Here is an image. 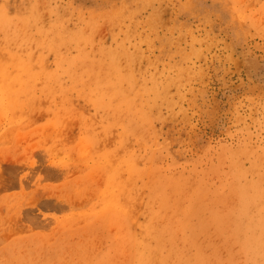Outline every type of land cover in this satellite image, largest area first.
I'll use <instances>...</instances> for the list:
<instances>
[{"label":"rangeland","instance_id":"1","mask_svg":"<svg viewBox=\"0 0 264 264\" xmlns=\"http://www.w3.org/2000/svg\"><path fill=\"white\" fill-rule=\"evenodd\" d=\"M263 236L264 0H0V264H264Z\"/></svg>","mask_w":264,"mask_h":264},{"label":"bare ground","instance_id":"2","mask_svg":"<svg viewBox=\"0 0 264 264\" xmlns=\"http://www.w3.org/2000/svg\"><path fill=\"white\" fill-rule=\"evenodd\" d=\"M256 235H257V234H256ZM258 237H259V236H258ZM254 239H255V238H254ZM254 239H253V240H254ZM259 239H260V238H259ZM262 239H263V241H264V236H263ZM261 241H262V240H261ZM263 241H262V242H263ZM256 242H258V245H259V243H260L259 240L256 241ZM260 246H262V244H260ZM260 248H261V247H260ZM263 249H264V248H262V250H263ZM263 252H264V251H263ZM263 252H262V253H263ZM259 253H260V252H259ZM259 253H258V254H259ZM262 253H260V254H262ZM263 255H264V253L262 254V256H263Z\"/></svg>","mask_w":264,"mask_h":264}]
</instances>
